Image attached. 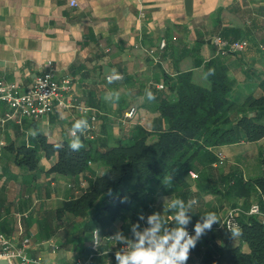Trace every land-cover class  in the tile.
Returning a JSON list of instances; mask_svg holds the SVG:
<instances>
[{"label":"crops","instance_id":"crops-1","mask_svg":"<svg viewBox=\"0 0 264 264\" xmlns=\"http://www.w3.org/2000/svg\"><path fill=\"white\" fill-rule=\"evenodd\" d=\"M214 36L246 39L249 46L243 52L222 55L212 43ZM210 61L226 68L233 84L229 98L238 109L249 98L263 94L264 0H0V79L16 82L24 91L37 76L53 69L59 80H71L68 101L74 105H58L38 120L20 121L6 119L9 108L0 103V233L15 243L33 234L28 255L41 264H76L92 254L89 264H117L115 253L125 244L107 237L121 232L134 240L132 225L139 224L142 232L153 213L174 227V213L167 205L182 194L198 201L189 213L187 228L193 230L210 211L217 213L221 224L232 208L239 216L247 214L258 204L260 190L255 187L247 203L241 194L225 195L221 186L234 177L251 184L263 176L264 137L249 141L237 128L235 143L209 149L223 154V164L213 163L209 169L204 162L199 170H191L196 178L189 174L172 180L168 190L151 181L130 210L111 227L99 229L103 241L94 252L96 228H88L85 217L62 210L66 202L84 194L104 167L93 160L78 176L53 172L59 153L48 155L45 149V143L68 144L72 123L82 117L89 122L92 115H96L94 138L84 132L81 139L82 149L93 155L131 145L143 136L152 141L169 125L160 121L162 102L177 100L171 80L191 71L202 84ZM113 69L123 79L110 84L106 77ZM145 89L154 93V101L146 99ZM110 91L119 92L118 102L105 101ZM133 107L138 110L135 118L124 120ZM244 115L233 114L235 120ZM29 129L38 135L26 137ZM28 162H36L37 168L31 169ZM140 215L145 219L140 220ZM221 224H214L199 240L202 251L211 244L249 250L240 235L233 239ZM125 225L128 228L123 230ZM186 264H199V259L190 252Z\"/></svg>","mask_w":264,"mask_h":264},{"label":"trees","instance_id":"trees-1","mask_svg":"<svg viewBox=\"0 0 264 264\" xmlns=\"http://www.w3.org/2000/svg\"><path fill=\"white\" fill-rule=\"evenodd\" d=\"M209 69H214V74L207 76L202 84L196 81L191 71L171 80L170 88L177 100L162 102L160 121L165 120L169 125L166 130L157 132L152 141L143 136L131 145H120L94 155L86 149L73 152L67 143L59 149L56 144L45 143L48 155L59 153L53 172L78 176L93 160L104 167L101 175L90 180L89 188L80 198L65 203L62 212L85 217L87 227L91 229L111 227L125 211L130 210L134 201L139 200L138 193L147 189L151 181H157L160 189L168 190L172 180L188 176L191 170H199L204 162H208L209 169H212V164L219 162V152L213 153L209 149L235 143L237 128L249 141L263 138L264 84L261 96L249 98L238 109L229 98L233 84L226 68L210 61L204 67V77ZM235 111L245 115L235 120ZM252 113L256 115L251 117ZM28 165L31 169L37 168L36 162H28ZM221 187L225 195L241 194L247 203L256 187L260 190L258 205L264 212V173L251 184L241 177H234L223 182ZM211 190L221 191L215 187ZM180 198L187 202L193 196L187 193ZM239 222L241 239L249 250L211 244L202 251L198 241L191 253L199 259V264H264V224L248 214L239 216ZM127 228L125 225L123 230Z\"/></svg>","mask_w":264,"mask_h":264},{"label":"clouds","instance_id":"clouds-1","mask_svg":"<svg viewBox=\"0 0 264 264\" xmlns=\"http://www.w3.org/2000/svg\"><path fill=\"white\" fill-rule=\"evenodd\" d=\"M214 69H209L205 74L213 75ZM108 83H113L123 79V75L115 69L106 77ZM145 97L149 102L156 99L154 93L150 89H145ZM119 92L110 91L104 96L105 101L118 102ZM61 118H64L61 116ZM90 125L87 118L82 117L76 119L69 129L70 140L68 147L73 152L80 151L83 147L81 134L89 129ZM38 135L34 129H29L25 136L35 138ZM57 149L62 148L63 144L55 145ZM124 202V201H122ZM198 204L193 198L185 202L183 199H171L167 205L168 211L173 212L172 221L174 227H168V221L159 213H153L147 217L149 227L142 232L138 231L139 224L132 225L134 240L129 241L121 232H117L111 238L119 243L127 245V250L117 251L115 259L117 264H186L189 259L190 252L194 249L198 241L208 232L212 230L214 224H221V219L216 212L210 211L202 215L201 221L194 226V235H190L187 225L191 222V210ZM140 220H144L143 215L139 216ZM231 237L235 239L241 234L239 225L229 224L226 226Z\"/></svg>","mask_w":264,"mask_h":264},{"label":"built area","instance_id":"built-area-1","mask_svg":"<svg viewBox=\"0 0 264 264\" xmlns=\"http://www.w3.org/2000/svg\"><path fill=\"white\" fill-rule=\"evenodd\" d=\"M75 5V2H72ZM212 43L216 46L218 52L222 55L235 54L243 52L249 46L246 39L229 41L221 36H214ZM166 43L162 42L161 47H165ZM153 52V51H152ZM163 88V85H161ZM71 92V80H59L56 72L50 69L37 76L34 83L26 90H22L16 82H9L0 79V103L8 106L9 112L6 113V119H30L38 120L53 112L56 106L73 107L74 105L68 101ZM82 111L88 113L87 108H82ZM138 110L136 107L131 108L124 114V120L135 118ZM96 115H92L89 121V129L86 131L87 137L93 139V131L95 129ZM219 164H223L224 156L218 154ZM190 175L196 178L197 175L190 171ZM248 215L256 216L262 224H264V212L258 204H253L249 209ZM239 225V214L235 208L230 209L222 221V227L227 230V225ZM190 235H194L192 228H187ZM228 231V230H227ZM112 235L107 237V240H112ZM33 240V234H29L21 239L20 242L15 241L8 235L0 233V260H7L9 264H41L39 260H33L28 255ZM103 238L99 229L94 231V242L92 249L97 252L102 244ZM127 245L122 246L119 251L127 250ZM93 254L86 260H77L76 264H89L92 262Z\"/></svg>","mask_w":264,"mask_h":264},{"label":"water","instance_id":"water-1","mask_svg":"<svg viewBox=\"0 0 264 264\" xmlns=\"http://www.w3.org/2000/svg\"><path fill=\"white\" fill-rule=\"evenodd\" d=\"M255 115H256L255 113L250 114L251 117H254ZM0 262L1 263L5 262V263L9 264V262L7 260H0Z\"/></svg>","mask_w":264,"mask_h":264}]
</instances>
